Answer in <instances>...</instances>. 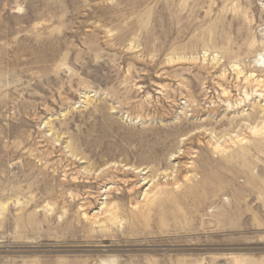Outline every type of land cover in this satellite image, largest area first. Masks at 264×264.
<instances>
[{
	"label": "rangeland",
	"instance_id": "obj_1",
	"mask_svg": "<svg viewBox=\"0 0 264 264\" xmlns=\"http://www.w3.org/2000/svg\"><path fill=\"white\" fill-rule=\"evenodd\" d=\"M262 53L264 0H0V264H264Z\"/></svg>",
	"mask_w": 264,
	"mask_h": 264
},
{
	"label": "bare ground",
	"instance_id": "obj_2",
	"mask_svg": "<svg viewBox=\"0 0 264 264\" xmlns=\"http://www.w3.org/2000/svg\"><path fill=\"white\" fill-rule=\"evenodd\" d=\"M262 61H264V53H262V54H260L259 56H258V58L256 59V62L257 63H260V62H262ZM257 131V130H256ZM224 145V144H223ZM149 185V184H148ZM141 186V185H140ZM113 188V187H112ZM112 188L110 187L109 189L106 187L105 188V194L106 193H108L109 192V190H112ZM106 190H108V191H106ZM146 191H148V190H146ZM145 193V192H144ZM107 195H109V194H107ZM107 195H105L107 198H108V196ZM104 199V198H103ZM104 207H105V205H104ZM103 209V208H102ZM103 211V210H102Z\"/></svg>",
	"mask_w": 264,
	"mask_h": 264
}]
</instances>
